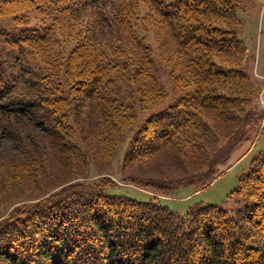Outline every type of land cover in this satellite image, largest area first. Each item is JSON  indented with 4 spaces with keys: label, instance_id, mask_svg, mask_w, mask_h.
I'll use <instances>...</instances> for the list:
<instances>
[{
    "label": "trees",
    "instance_id": "16d2710c",
    "mask_svg": "<svg viewBox=\"0 0 264 264\" xmlns=\"http://www.w3.org/2000/svg\"><path fill=\"white\" fill-rule=\"evenodd\" d=\"M143 1L112 5L107 17L142 49L140 63L124 54L123 43L93 37L86 28L64 61H57V67L64 65L62 80L53 67L35 60L37 47L51 40L49 28L5 36L0 41V115L29 119L59 140L69 133L66 105L78 98L95 100L104 114L111 108L116 118L131 119L116 97L115 75L130 66L135 75L151 77L149 46L132 29ZM147 1V8L169 23L190 78L183 79L182 87L176 79L183 92L153 109L132 134L127 161L147 159L163 149L183 156L184 149H202L197 134L206 137L212 117L243 122L239 112L248 100L249 77L241 64L246 45L238 36L243 22L237 12L245 10L240 0ZM29 4L45 12L50 4L60 19L83 12L89 2L0 0V15L16 17ZM151 79L150 96L165 98ZM67 146L62 141L61 149ZM211 169L201 178H181L177 185L210 184ZM152 185L161 192L169 187ZM230 198L238 204L233 213L197 204L180 216L152 197L140 201L104 189L63 191L0 225V264H264V151L253 158Z\"/></svg>",
    "mask_w": 264,
    "mask_h": 264
},
{
    "label": "rangeland",
    "instance_id": "374dc122",
    "mask_svg": "<svg viewBox=\"0 0 264 264\" xmlns=\"http://www.w3.org/2000/svg\"><path fill=\"white\" fill-rule=\"evenodd\" d=\"M134 1L86 0L89 4L83 12L62 14L60 19L50 4H45L46 12L29 4L27 8H19L16 17L13 13L0 15V41L21 29L49 28L51 40L37 47L35 60L42 67H53L62 80L65 79L64 65L57 67V61L59 64L64 61L86 28L92 29L93 37L123 43L124 54L140 63L142 49L107 19L115 8L112 5ZM240 1L245 10L237 12L243 22L238 36L246 45L241 64L249 77L244 94L248 100L239 112L243 122L212 117V128L206 137L197 134V140L204 144L202 149L191 152L184 149L187 151L184 156L163 149L147 159L125 160L131 136L145 117L183 92L185 88L175 86L176 79L182 87L186 85L183 79L187 82L190 78L187 61L179 55V45L169 23L147 8L148 1L144 0L132 29L149 46L150 74L164 90L165 98L151 97V77L137 76L129 66L115 75L114 88L118 102L125 104L124 110L131 119L116 118L117 112L111 108L105 109V117L95 100L78 98L66 105L69 133L59 140L29 119L0 115V225L68 190L72 193L104 189L109 195H124L140 201L152 197L180 216H185L197 204L221 206L233 213L238 204L230 195L253 158L264 151V0ZM62 141L68 144L64 150ZM211 167L210 184L198 180L177 185L181 178L205 176ZM152 183L169 187L161 192Z\"/></svg>",
    "mask_w": 264,
    "mask_h": 264
}]
</instances>
